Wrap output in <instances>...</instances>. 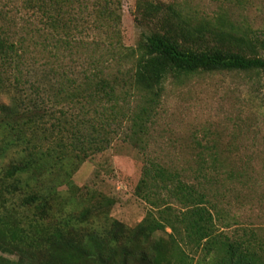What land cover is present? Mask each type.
I'll return each mask as SVG.
<instances>
[{
	"label": "trees",
	"instance_id": "1",
	"mask_svg": "<svg viewBox=\"0 0 264 264\" xmlns=\"http://www.w3.org/2000/svg\"><path fill=\"white\" fill-rule=\"evenodd\" d=\"M123 6L0 0V264H264L261 228L227 230L230 193L264 171L231 143H199L190 173L148 158L135 194L149 210L134 227L111 215L113 198L75 185L121 130L142 139L168 82L264 78V39L225 15L137 0L132 47Z\"/></svg>",
	"mask_w": 264,
	"mask_h": 264
},
{
	"label": "rangeland",
	"instance_id": "2",
	"mask_svg": "<svg viewBox=\"0 0 264 264\" xmlns=\"http://www.w3.org/2000/svg\"><path fill=\"white\" fill-rule=\"evenodd\" d=\"M136 1L124 0L123 6V40L132 47L145 29L135 20ZM185 1L199 14L225 15L237 28L264 39V0H243L241 4L225 0ZM146 125L147 132L140 140L129 128L121 130L110 148L89 158L73 177L78 189L113 198L111 215L130 227L138 224L149 210L147 203L135 194L148 158L190 173V168H197L199 143L206 145L217 140L239 149V159L264 168V78L259 81L256 77L224 72L195 75L183 84L168 82ZM263 172L257 184L249 182L241 188L238 200L234 198L236 192L230 193L227 208L237 217L227 230L250 225L261 228L264 234Z\"/></svg>",
	"mask_w": 264,
	"mask_h": 264
}]
</instances>
